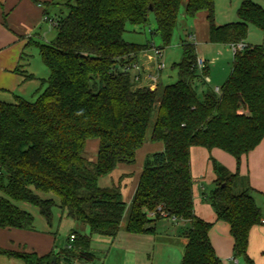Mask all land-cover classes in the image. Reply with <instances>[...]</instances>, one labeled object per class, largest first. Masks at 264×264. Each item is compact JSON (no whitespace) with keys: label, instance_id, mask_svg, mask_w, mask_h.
Listing matches in <instances>:
<instances>
[{"label":"trees","instance_id":"obj_1","mask_svg":"<svg viewBox=\"0 0 264 264\" xmlns=\"http://www.w3.org/2000/svg\"><path fill=\"white\" fill-rule=\"evenodd\" d=\"M259 1L244 0L237 22L217 26L215 0H186L188 17L206 19L211 43L245 44L234 54L221 93L207 89L200 98L195 44L182 43V60L173 64L177 82L160 84L154 91L136 87L123 69L150 48L126 42L127 25L144 27L152 14L154 33L166 47L184 0H69L55 24L56 38L37 45L49 70L44 89L34 102L21 97L14 103L0 101V228L35 230L34 216L18 203L36 207L49 225L59 209L82 229L88 227L91 235L111 238L124 218L125 230L135 235H154L161 218L188 221L181 264H223L209 238L214 223L195 214L191 151L219 149L239 167L242 156L264 139V43L246 44L249 26L264 36ZM156 107L150 140L162 143L164 150L146 159L128 204L120 184L101 188L98 180L120 164L135 163ZM90 140L99 141L95 162L85 157ZM213 166L215 187L203 200L217 221L229 224L234 258L254 264L248 255L249 235L263 224L262 210L250 190L235 192L238 171L230 174L215 159ZM72 235V248L64 249V258L93 260L91 237L77 231ZM0 254L25 264H59L54 254L2 249Z\"/></svg>","mask_w":264,"mask_h":264},{"label":"crops","instance_id":"obj_2","mask_svg":"<svg viewBox=\"0 0 264 264\" xmlns=\"http://www.w3.org/2000/svg\"><path fill=\"white\" fill-rule=\"evenodd\" d=\"M67 2L66 0H0L1 102L14 103L15 97L26 99L21 96V93L25 91V87L30 82H36L38 86L34 95L42 89L43 79L37 78L29 69L33 58L30 50L35 47L38 49V44L49 43L47 39H49L51 26L46 17L54 20L55 16L59 19L63 16L61 10L66 12L64 5ZM205 60L208 62L207 67L205 73L200 74L199 80H202L205 75L208 76L209 73V61ZM163 73L164 71L159 74L158 85L164 82ZM30 75L32 78H28ZM224 153L222 150L213 149L211 155L230 174L238 171L239 178L234 190L237 194L250 190L264 217V139L254 151L242 156L239 167L236 160L233 163ZM127 172L123 168L122 176L127 175ZM205 196L207 195L203 194V198ZM33 216L35 218L34 231L0 228V249L18 253H36L39 256L54 254L59 264H149L150 251H154L152 264H181L187 244L184 234L190 228L188 221H179L186 230L181 234L170 233L157 246L154 243L156 233L135 235L121 227L117 236L111 238L91 235L88 227L83 228V234L91 237L89 251L94 256L93 260L86 261L76 257L64 258L63 251L70 244L73 231L65 238L64 236L59 238L57 234L62 221L68 219L66 214L56 209L52 225H49L40 215ZM213 223L209 238L218 258L223 264H244L242 260L234 258V242L229 224L217 220ZM248 255L254 264H264V223L251 229ZM0 264L25 263L21 259L0 254Z\"/></svg>","mask_w":264,"mask_h":264},{"label":"rangeland","instance_id":"obj_3","mask_svg":"<svg viewBox=\"0 0 264 264\" xmlns=\"http://www.w3.org/2000/svg\"><path fill=\"white\" fill-rule=\"evenodd\" d=\"M243 1L244 0H215L216 25L223 26L229 23L237 22V11ZM185 4L186 0H184V3L180 9L177 25L174 30L171 43L168 46L164 47L161 37L154 33L156 24L155 18L152 14L149 16L148 23L144 27L128 24L126 27V33L124 34V40L131 44H149L153 45L155 48H162L161 57L155 59L156 61L163 62L166 66V69L163 73V86L167 84H174L178 80L177 70L173 69V64L179 63L182 60V43L186 42L195 44L198 57L205 58L209 61L208 77L210 81L207 82L204 78L202 80L200 79L196 81L197 94L200 98H202L204 92L207 89H215L216 87L222 88L223 84L226 82L227 78H229L232 72L234 54L231 45L215 44L209 41V26L206 19L204 17H198L195 19L188 17ZM259 4L262 6V8H264V0L259 1ZM53 18L54 20H49V24L51 26L49 30V39H47L49 43H51L57 36L55 24L57 23L58 19L55 16ZM263 43V33L256 27L249 26L246 44L262 45ZM30 51L33 55L29 68L30 72L33 73L37 78L46 80L49 77V70L43 64L38 49L35 47L31 48ZM148 66L151 67L150 64ZM201 75L203 74L201 73ZM37 88L38 86L36 82H30V84L25 87V91L21 93V96L25 97L30 102H34L37 99V95H34ZM43 89L44 87L42 90ZM156 117L157 107L153 112L144 145L136 153L135 163L133 165L120 164L111 175L104 176L98 180V185L101 188L111 187L113 184H120L123 199L128 204L133 198L146 159L150 155L157 152H162L164 150V145L162 143H153L150 140ZM98 145V140H90L87 143L85 157L91 162H95L97 159ZM211 152L202 147L193 148L191 151V166L194 181L193 193L196 215L205 219L206 221L215 222V212L211 206L203 200V194L208 195L214 189V181L217 177L213 166L214 157H212ZM224 154L229 157L233 163H235L234 157L227 153ZM216 162L220 164L217 160ZM123 168L128 171L127 175H124V177H122ZM39 195L42 199H56L52 194ZM17 206L21 209L31 212L35 216L40 215L39 210L32 205L18 203ZM54 211L56 213V209ZM40 217L42 216L40 215ZM41 219L43 220V218ZM174 222L176 221L161 218L155 223L156 235L154 236V243L156 246L162 243L170 233L181 234L184 230H186L185 227L179 223V221L176 223ZM125 223L126 219L124 218L121 225L122 228H125ZM71 231L83 233L84 229H82V227L73 219H64L61 226L58 228L57 237L60 238L61 236H64L63 238H65L67 235H70L69 233ZM154 256L155 252L150 251V256L148 259L149 264H152Z\"/></svg>","mask_w":264,"mask_h":264},{"label":"built area","instance_id":"obj_4","mask_svg":"<svg viewBox=\"0 0 264 264\" xmlns=\"http://www.w3.org/2000/svg\"><path fill=\"white\" fill-rule=\"evenodd\" d=\"M46 20L49 19L46 17ZM233 49V54L241 51L245 44H235L231 45ZM162 51L159 48H155L153 45H150V48L144 51L138 58L137 61L127 64L123 69L124 71L130 73L133 83L136 87H147L154 91L158 87L159 83V74L166 69V66L163 62L156 61L155 58L161 57ZM143 59V60H142ZM148 61V62H147ZM207 61L203 58H197L196 67L198 72L201 74L205 73L207 67ZM151 65L148 66V65ZM204 79L209 82L210 79L208 76H204ZM216 94H220V88L216 87L213 89ZM149 217L154 218L155 214H149ZM264 223V221H263ZM75 239L74 235L70 236V244L68 248H72V242Z\"/></svg>","mask_w":264,"mask_h":264}]
</instances>
